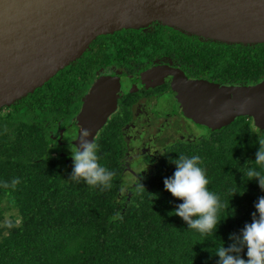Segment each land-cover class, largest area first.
<instances>
[{
  "label": "trees",
  "instance_id": "1",
  "mask_svg": "<svg viewBox=\"0 0 264 264\" xmlns=\"http://www.w3.org/2000/svg\"><path fill=\"white\" fill-rule=\"evenodd\" d=\"M155 53L211 81L246 85L264 79V42L227 43L158 21L96 36L41 86L0 109V264H217V249L231 246L230 236H240L252 222L264 190L246 172L262 170L255 159L264 129L254 128L251 116L179 143L154 175L139 182L145 188L136 186L131 194L122 188L130 181L109 146L107 127L95 143L98 162L114 174L110 188L70 179L73 158L51 151V138L76 115L101 65L131 71L165 59ZM179 155L201 158L207 187L219 197L220 222L210 233L173 214L183 200L166 190L164 180L173 176L170 161ZM240 256L248 259L246 246Z\"/></svg>",
  "mask_w": 264,
  "mask_h": 264
},
{
  "label": "water",
  "instance_id": "2",
  "mask_svg": "<svg viewBox=\"0 0 264 264\" xmlns=\"http://www.w3.org/2000/svg\"><path fill=\"white\" fill-rule=\"evenodd\" d=\"M153 21L227 43L264 42V0H0V109L41 86L96 36ZM178 93L185 115L199 125L220 128L251 116L252 126L264 129V79L246 85L186 79ZM119 95L114 78L97 80L51 148L71 155L69 144L80 141L70 139L82 128L92 141Z\"/></svg>",
  "mask_w": 264,
  "mask_h": 264
},
{
  "label": "flooded vegetation",
  "instance_id": "3",
  "mask_svg": "<svg viewBox=\"0 0 264 264\" xmlns=\"http://www.w3.org/2000/svg\"><path fill=\"white\" fill-rule=\"evenodd\" d=\"M155 55L157 59L162 56L165 59L143 68L132 69L133 71L126 70L123 65H101L95 71L93 81L84 95L79 99L80 105L76 115L63 128L65 129L79 114L88 89L97 80L102 77H112L116 80L121 95L116 97L115 108L95 134L94 141L107 127L109 146L117 152L116 156L123 174L130 181L127 186L122 187L126 194H131L145 177L154 175L157 164L179 143L192 142L208 133L209 127L199 125L185 115L178 93L179 83L186 79L220 83L190 75L179 63H174V60L171 62L168 60L170 58L166 60V54ZM196 127L202 129V132H197L199 129ZM63 129L56 132L53 137ZM53 137L50 140L53 154L72 158L69 154L56 153L51 148ZM59 142L64 144L67 140L61 139Z\"/></svg>",
  "mask_w": 264,
  "mask_h": 264
},
{
  "label": "clouds",
  "instance_id": "4",
  "mask_svg": "<svg viewBox=\"0 0 264 264\" xmlns=\"http://www.w3.org/2000/svg\"><path fill=\"white\" fill-rule=\"evenodd\" d=\"M90 132L81 129L79 135L70 140L79 138V147L69 144L71 156L74 161L73 172L70 179L79 181L81 178L89 186L111 187L113 172L98 162L97 144L94 139L89 141ZM259 150L256 152V165L261 166L262 170L250 168L246 175L251 179H258L259 186L264 190V138L259 137ZM176 165V170L172 177L165 178L164 185L171 194L183 200L173 210V214L180 216L187 222L188 227L207 234L217 228L220 221L217 212L222 207L219 197L208 189V179L205 170L200 167L201 158L198 155L191 157L179 155L178 159L170 161ZM19 183L18 179L12 181L15 186ZM138 188H145L138 183ZM258 212L252 214V222L246 223L241 230L240 236L234 234L230 236L234 243L225 248L217 249L219 256L217 264H264V196L255 203ZM6 226L11 228L14 225L6 222ZM246 246L247 257L240 256L242 249Z\"/></svg>",
  "mask_w": 264,
  "mask_h": 264
},
{
  "label": "rangeland",
  "instance_id": "5",
  "mask_svg": "<svg viewBox=\"0 0 264 264\" xmlns=\"http://www.w3.org/2000/svg\"><path fill=\"white\" fill-rule=\"evenodd\" d=\"M197 129H199V127H196ZM197 132H202V129L200 130H197ZM5 203V202H4ZM8 214V213H7ZM7 219L9 218V215H7V217H6Z\"/></svg>",
  "mask_w": 264,
  "mask_h": 264
}]
</instances>
